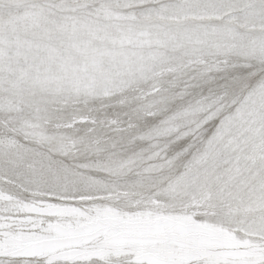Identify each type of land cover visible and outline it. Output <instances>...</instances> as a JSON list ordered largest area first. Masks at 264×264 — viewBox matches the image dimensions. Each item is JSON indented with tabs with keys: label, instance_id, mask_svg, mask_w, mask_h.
<instances>
[{
	"label": "snow or ice",
	"instance_id": "snow-or-ice-1",
	"mask_svg": "<svg viewBox=\"0 0 264 264\" xmlns=\"http://www.w3.org/2000/svg\"><path fill=\"white\" fill-rule=\"evenodd\" d=\"M0 264H264V0H0Z\"/></svg>",
	"mask_w": 264,
	"mask_h": 264
}]
</instances>
